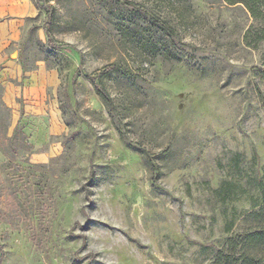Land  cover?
Wrapping results in <instances>:
<instances>
[{"label": "rangeland", "instance_id": "374dc122", "mask_svg": "<svg viewBox=\"0 0 264 264\" xmlns=\"http://www.w3.org/2000/svg\"><path fill=\"white\" fill-rule=\"evenodd\" d=\"M38 1L0 36V138L33 146L0 150V264L239 251L264 225L263 24L223 0Z\"/></svg>", "mask_w": 264, "mask_h": 264}, {"label": "trees", "instance_id": "16d2710c", "mask_svg": "<svg viewBox=\"0 0 264 264\" xmlns=\"http://www.w3.org/2000/svg\"><path fill=\"white\" fill-rule=\"evenodd\" d=\"M226 4L230 6L241 5L248 11L250 16L257 22L263 24V27L258 33L254 43H249L250 46L255 44L257 46L259 43L264 41V0H223ZM37 8L40 10L39 1L35 0ZM125 6L133 7L131 3L125 2ZM53 16L50 17L48 24L51 26ZM252 28L249 29L245 36V40L248 42ZM46 33L49 39L52 38L51 28L46 29ZM89 78V77H88ZM95 87L105 103L109 102V97L107 95L106 89L101 86V84H96L93 80ZM3 86L0 85V95L3 93ZM4 111H7V108L4 106L3 102L0 101V120L5 118L8 119V115L4 114ZM5 124V123H4ZM6 127V126H5ZM6 130L8 128H5ZM5 131V130H4ZM0 150L3 151L7 156H16L19 151H24L25 153H31L33 146L27 142L26 136L23 133L22 129H16L13 136L8 137L4 133V137L0 138ZM256 189L260 192L262 199V207L257 216L264 213V169L261 176L256 178ZM219 192V189L216 190ZM261 213V214H260ZM241 248L237 250V246L232 250L231 253H226L225 250L218 252L215 258V264H263L264 259V225L262 227H257L251 229L245 234V238L241 241Z\"/></svg>", "mask_w": 264, "mask_h": 264}, {"label": "crops", "instance_id": "0c3cea01", "mask_svg": "<svg viewBox=\"0 0 264 264\" xmlns=\"http://www.w3.org/2000/svg\"><path fill=\"white\" fill-rule=\"evenodd\" d=\"M35 7L37 8L36 4H33L31 0H0V36H1V33H4L5 31H7L8 35L12 37L11 33L9 32V29L7 30V28L13 27V26L14 27L19 26L24 21L26 16H29L32 13H34V10L36 9ZM7 14L8 16H11L12 18L9 20L5 19L4 15H7ZM6 71H8V69H6ZM10 92L11 91L7 93V98L8 100L11 101ZM23 95L26 96L25 90H23ZM27 107L29 108V110L27 109V112L25 115L30 116V115L37 114L36 107L32 105L27 106Z\"/></svg>", "mask_w": 264, "mask_h": 264}]
</instances>
